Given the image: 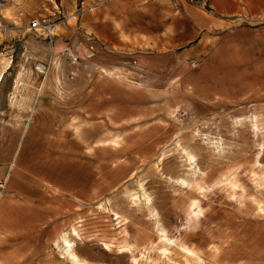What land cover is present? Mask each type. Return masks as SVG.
<instances>
[{
  "label": "rangeland",
  "instance_id": "rangeland-1",
  "mask_svg": "<svg viewBox=\"0 0 264 264\" xmlns=\"http://www.w3.org/2000/svg\"><path fill=\"white\" fill-rule=\"evenodd\" d=\"M96 7L0 0V264H77L65 238L85 264H264V49L231 56L230 101H200L102 54Z\"/></svg>",
  "mask_w": 264,
  "mask_h": 264
},
{
  "label": "crops",
  "instance_id": "crops-1",
  "mask_svg": "<svg viewBox=\"0 0 264 264\" xmlns=\"http://www.w3.org/2000/svg\"><path fill=\"white\" fill-rule=\"evenodd\" d=\"M96 1L94 22L88 14L80 26L94 34L102 54L126 63L133 60L146 71L171 72L164 76L166 87L172 88L184 78L200 101H230L232 92L223 74L231 68V56L264 49V0ZM248 39H254L256 46H248ZM191 57L192 64L198 61L202 66L197 72L183 74V65ZM112 68L123 71L126 67L113 63ZM5 207L0 201L2 223L5 213L1 209Z\"/></svg>",
  "mask_w": 264,
  "mask_h": 264
},
{
  "label": "built area",
  "instance_id": "built-area-1",
  "mask_svg": "<svg viewBox=\"0 0 264 264\" xmlns=\"http://www.w3.org/2000/svg\"><path fill=\"white\" fill-rule=\"evenodd\" d=\"M57 23L46 16L35 17L30 22V29L43 37L51 45L55 43ZM42 66V70H44Z\"/></svg>",
  "mask_w": 264,
  "mask_h": 264
},
{
  "label": "bare ground",
  "instance_id": "bare-ground-1",
  "mask_svg": "<svg viewBox=\"0 0 264 264\" xmlns=\"http://www.w3.org/2000/svg\"><path fill=\"white\" fill-rule=\"evenodd\" d=\"M38 69L41 70L42 68L39 67ZM4 76H5V75H3V74L0 76V85H1V82L3 81V77H4ZM188 159H189V163L192 162V161H193V156H192V157L189 156ZM182 183H183V185H186V186H187V183H186L185 180H183ZM144 196H145L148 200H150V199L147 197V195L144 194ZM135 197H138V195H135ZM148 203H149V202H148ZM74 233H75L76 235H78V232L75 231V230H74ZM163 239L166 240V242L169 241V239H167V238H163ZM169 242H172V241H169ZM64 245H65V249H66V254L68 255V258H69L70 260H72L74 263H77V264H85L84 262H82V261L80 260L79 256L75 253V247H76V244H75L74 241L65 238V240H64ZM187 252H188V251H187Z\"/></svg>",
  "mask_w": 264,
  "mask_h": 264
}]
</instances>
